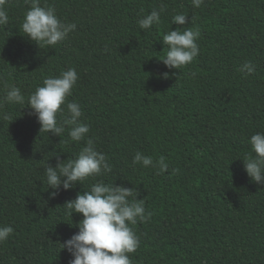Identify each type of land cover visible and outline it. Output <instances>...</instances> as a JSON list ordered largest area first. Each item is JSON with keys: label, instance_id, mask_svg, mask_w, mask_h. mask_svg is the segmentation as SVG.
Masks as SVG:
<instances>
[{"label": "trees", "instance_id": "trees-1", "mask_svg": "<svg viewBox=\"0 0 264 264\" xmlns=\"http://www.w3.org/2000/svg\"><path fill=\"white\" fill-rule=\"evenodd\" d=\"M57 17L76 24L64 41L40 48L21 24L30 4L8 0L0 25V99L8 85L25 97L48 77L74 68L78 80L66 98L89 126L84 140L40 133L28 105L0 106V264H69L62 245L76 234L82 214L66 202L91 184L123 185L138 193L150 218L132 230L139 247L131 264H264V184L247 175L249 139L264 132V0H40ZM160 23L142 30L152 10ZM176 14L185 25L172 24ZM199 31V55L181 69L162 62L164 34ZM251 62L255 71L239 69ZM164 73L168 75L165 77ZM195 73V75H193ZM5 117H8L7 119ZM105 154L112 171L89 178L55 197L45 168L74 159L87 140ZM137 151L156 163L134 165ZM129 199H132L131 197Z\"/></svg>", "mask_w": 264, "mask_h": 264}, {"label": "clouds", "instance_id": "clouds-1", "mask_svg": "<svg viewBox=\"0 0 264 264\" xmlns=\"http://www.w3.org/2000/svg\"><path fill=\"white\" fill-rule=\"evenodd\" d=\"M8 0H0V25H7L9 16L5 5ZM204 0H191L195 8H199ZM30 4L24 14L21 29L24 36L35 42L40 48L54 47L64 41L69 33L76 29V24H66L56 15L53 6H41L40 0H25ZM164 11L152 10L150 14L139 19L140 29L148 30L154 24L160 23V13ZM185 25L187 16L176 14L172 17V24ZM200 36L199 31L191 28L181 31L180 28L164 34L162 42L167 48L163 64L168 69H181L191 64L199 55L196 43ZM246 74L255 71L251 62H245L239 69ZM168 74L164 73L166 77ZM195 75V73H193ZM78 73L74 68H69L57 77H48L43 80V85L25 97L21 89L15 85H8L5 94L0 99L3 103L28 105L41 125L40 133L51 132L60 136L64 125H72L68 132L70 140L80 142L89 132V126L79 121L83 115L80 105L76 102L66 104L67 118L58 124L57 115L64 113L66 98L71 95L72 89L78 80ZM6 119L8 117H5ZM251 153L242 160L247 175L257 184H264V132H257L249 139ZM134 165L141 164L147 168L157 167L159 173L166 172L167 163L161 157L154 163L152 157L137 151L133 157ZM112 168L105 154L98 152L91 139L82 147L74 159L60 160L57 155L55 167L49 163L45 168L48 188L53 189L50 196L55 197L61 186L63 190L75 187L77 183L84 182L92 177L103 176L111 173ZM82 184V183H81ZM138 193L133 188L106 184L98 181L91 184L90 189L82 194L78 193L75 199L66 202L67 214H82L83 219L77 225L79 231L62 245L73 257L69 264H131L129 254L136 252L139 247V237L132 230L137 222H145L150 218V213L145 212L144 202L137 199ZM132 199H129V198ZM14 232L13 227H0V243L5 242Z\"/></svg>", "mask_w": 264, "mask_h": 264}]
</instances>
